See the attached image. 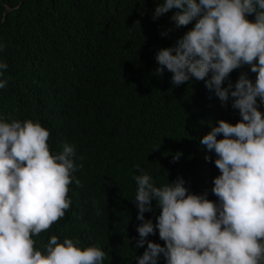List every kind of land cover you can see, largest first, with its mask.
Returning a JSON list of instances; mask_svg holds the SVG:
<instances>
[{"label":"trees","instance_id":"1","mask_svg":"<svg viewBox=\"0 0 264 264\" xmlns=\"http://www.w3.org/2000/svg\"><path fill=\"white\" fill-rule=\"evenodd\" d=\"M156 3L0 0V61L7 64L0 118L38 120L49 131L50 152L71 144L79 165L64 216L33 237L41 251L56 235L100 246L102 264H136L146 247L135 244L141 222L132 198L141 169L158 187L180 176L189 191L207 190L208 199H217L211 192L219 174L215 153L199 141L218 119L234 124L239 110L233 97L222 103L205 87L211 73L173 86L169 71H154L157 50L175 45L195 22L177 26L172 16L181 9L175 7L154 19ZM241 73L255 78L245 64L221 86L234 87ZM151 204L144 217L155 225L160 208L154 199ZM147 240L164 244L155 228ZM156 264H165L162 254Z\"/></svg>","mask_w":264,"mask_h":264},{"label":"clouds","instance_id":"2","mask_svg":"<svg viewBox=\"0 0 264 264\" xmlns=\"http://www.w3.org/2000/svg\"><path fill=\"white\" fill-rule=\"evenodd\" d=\"M173 7L181 9L172 16L177 26L195 22L175 45L157 50L154 71H169L173 86L211 73L205 87L222 103L233 97L240 119H218L199 141L215 153V201L207 190L189 191L180 176L159 187L142 169L133 177L141 222L135 244L146 243L136 264H156L158 254L165 264H264V113L257 106V97L264 105V0H157L153 18ZM245 64L254 80L241 73L234 87L221 86ZM6 68L0 61V74ZM5 83L0 79V88ZM48 136L38 120L0 118V264H102L100 246L81 247L73 238L51 235L43 251L34 247L33 237L69 208L70 182L79 183L72 175L79 167L75 147L50 152ZM153 199L160 208L155 225L144 217ZM154 228L163 246L146 241Z\"/></svg>","mask_w":264,"mask_h":264}]
</instances>
